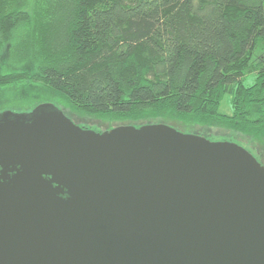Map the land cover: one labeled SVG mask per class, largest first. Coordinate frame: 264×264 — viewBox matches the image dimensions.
Segmentation results:
<instances>
[{
	"label": "water",
	"instance_id": "95a60500",
	"mask_svg": "<svg viewBox=\"0 0 264 264\" xmlns=\"http://www.w3.org/2000/svg\"><path fill=\"white\" fill-rule=\"evenodd\" d=\"M0 264H264V164L163 123L0 113Z\"/></svg>",
	"mask_w": 264,
	"mask_h": 264
},
{
	"label": "trees",
	"instance_id": "16d2710c",
	"mask_svg": "<svg viewBox=\"0 0 264 264\" xmlns=\"http://www.w3.org/2000/svg\"><path fill=\"white\" fill-rule=\"evenodd\" d=\"M28 84L126 125L226 130L264 164V0H0V91Z\"/></svg>",
	"mask_w": 264,
	"mask_h": 264
},
{
	"label": "rangeland",
	"instance_id": "374dc122",
	"mask_svg": "<svg viewBox=\"0 0 264 264\" xmlns=\"http://www.w3.org/2000/svg\"><path fill=\"white\" fill-rule=\"evenodd\" d=\"M24 55L17 57L16 51L13 48L8 47L5 53V63L7 64L6 70L12 71L13 69L11 67L13 64L21 62ZM252 80L253 77H249L248 82H252ZM42 103H54L61 110H65L69 115H71L74 120L68 115L67 116L76 124L86 129L102 132L111 128L126 125L125 122L113 121L105 117L73 112L72 110L66 108L61 101H58L52 95H49L47 91L35 85H15L0 91V113H28ZM220 111L223 114L231 113L228 97L222 103ZM207 134L210 136L212 141H230L224 139H231V137H228L229 133L223 129L214 128L207 132ZM238 141L249 146L246 141H242L240 138Z\"/></svg>",
	"mask_w": 264,
	"mask_h": 264
}]
</instances>
